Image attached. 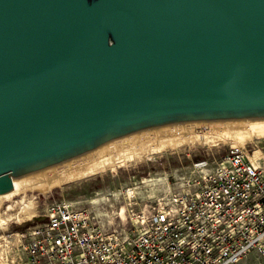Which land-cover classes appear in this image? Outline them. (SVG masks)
Wrapping results in <instances>:
<instances>
[{
  "label": "water",
  "instance_id": "95a60500",
  "mask_svg": "<svg viewBox=\"0 0 264 264\" xmlns=\"http://www.w3.org/2000/svg\"><path fill=\"white\" fill-rule=\"evenodd\" d=\"M264 119V0H0V194L152 128Z\"/></svg>",
  "mask_w": 264,
  "mask_h": 264
},
{
  "label": "built area",
  "instance_id": "2783aa9c",
  "mask_svg": "<svg viewBox=\"0 0 264 264\" xmlns=\"http://www.w3.org/2000/svg\"><path fill=\"white\" fill-rule=\"evenodd\" d=\"M129 195L125 219L108 225L91 207L50 202L23 235L14 264H238L251 253L264 258L259 147L232 145L194 161L167 191L145 199Z\"/></svg>",
  "mask_w": 264,
  "mask_h": 264
},
{
  "label": "rangeland",
  "instance_id": "374dc122",
  "mask_svg": "<svg viewBox=\"0 0 264 264\" xmlns=\"http://www.w3.org/2000/svg\"><path fill=\"white\" fill-rule=\"evenodd\" d=\"M254 121L264 119L213 120L156 127L17 179L13 192L6 196L0 195V264L16 263L17 253L22 251L23 235L32 223L41 219L50 202L67 201L91 207L102 215L103 222L108 225L110 221L125 219L126 201L130 197L126 188H132L133 194L145 199L147 195L173 188L176 178L187 173L194 161L219 156L232 145L242 144L249 150L259 147L264 151V134H245L255 128L264 131V122ZM163 144L166 146L157 150ZM108 156V160L114 164H108L103 170L94 173L97 167L103 166L102 160ZM84 164L88 166L84 167ZM75 165L83 167L81 171L85 170L88 174L76 177ZM65 170L73 172L64 178L59 174ZM162 177L163 180L160 179ZM48 180H54V185L48 190H42L38 183H47ZM24 205L31 206L28 210L32 211V219L23 212ZM16 213L23 218L6 217ZM259 263L264 264V258L251 253L238 264Z\"/></svg>",
  "mask_w": 264,
  "mask_h": 264
},
{
  "label": "bare ground",
  "instance_id": "6f19581e",
  "mask_svg": "<svg viewBox=\"0 0 264 264\" xmlns=\"http://www.w3.org/2000/svg\"><path fill=\"white\" fill-rule=\"evenodd\" d=\"M254 122H256V123H260V122H264V121H254ZM171 127H173V126H171ZM170 127V128H171ZM176 127V126H175ZM252 129V128H251ZM256 129V128H255ZM253 130V131H250L249 130V132L248 131H246V136H252V135H261V134H264V131H257L258 130V128H257V130ZM260 129V128H259ZM170 131V130H169ZM173 131V130H172ZM224 132V131H223ZM243 132V131H242ZM242 132H241V134H242ZM230 133V132H229ZM170 134V133H169ZM178 134V133H177ZM180 134V133H179ZM211 134V133H210ZM207 135L209 136V134L207 133ZM210 136H213V135H210ZM221 136V135H220ZM240 137H241V135H240ZM256 137V136H255ZM258 137V136H257ZM213 138V137H212ZM224 138V137H223ZM214 139V138H213ZM213 143V142H212ZM166 146V144H163V145H161L160 147H158L157 148V150H161L162 148H164ZM112 151V150H111ZM261 151H262V149H261ZM109 153V152H108ZM114 153V152H113ZM262 154L264 155V151H262ZM107 155V154H106ZM105 158V157H104ZM110 157L108 156V157H106L104 160H102V165L103 166H99V168L97 167L95 170L96 171H94V173H97V172H99L100 170H103V168H105L106 167V165H113L114 163H112V161H110V160H108ZM103 159V158H102ZM101 160V159H100ZM141 160V159H140ZM99 162V161H98ZM114 162V161H113ZM117 162V161H116ZM88 164V163H87ZM90 164V163H89ZM92 164V163H91ZM79 165V164H78ZM77 165H75V167H76ZM86 165L84 164V167H85ZM88 166V165H87ZM86 166V167H87ZM72 167V166H71ZM79 167H80V165H79ZM82 168L83 167H81V168H78V167H76V169L74 170V171H77V174L75 175L76 177L77 176H80L81 174H86L87 172H85V170H84V172H82L81 170H82ZM71 169V168H70ZM80 171V172H79ZM88 171V170H87ZM90 171V170H89ZM71 172H73L72 170H65V171H63V172H61L59 175L60 176H62V177H64V178H67L68 177V175L71 173ZM88 174V173H87ZM59 176V177H60ZM57 178H58V176H57ZM158 179V178H157ZM161 180H163V177L162 178H160ZM164 179H165V177H164ZM17 179H15L14 180V187L16 188V181ZM151 180H152V178H151ZM54 181V180H53ZM53 181L51 180V181H47V183H45V182H43V183H38V185L41 187V189L42 190H48V189H50L51 188V186H53L54 185V183H53ZM147 181H150V180H146V182ZM154 181V180H153ZM153 181H151L152 183H154V182H156V180L153 182ZM159 181V180H158ZM150 182V183H151ZM145 183V182H144ZM151 183V184H152ZM15 189H13L12 191H10V192H8V193H5V194H0V195H4V196H6L7 194H9V193H11V192H13ZM126 190H127V192H129V193H132L133 192V189L132 188H129V189H127L126 188ZM127 194V193H126ZM98 195V194H97ZM99 196H101V195H99ZM104 196V195H103ZM102 196V197H103ZM101 198V197H100ZM105 198V197H104ZM22 199H24V198H22ZM98 199V198H97ZM97 199H95V200H97ZM103 199V198H102ZM99 200V199H98ZM98 200L97 201H95V202H98ZM94 201V200H93ZM22 202H23V200H22ZM30 203V202H29ZM23 205V204H22ZM31 208V206L30 205H24L23 207H22V209H25V210H23V212H25L26 213V215L27 216H29V219H32V217H33V214H32V211L30 212V210H28V209H30ZM124 209V208H123ZM123 211V210H122ZM23 215H25V214H23ZM25 215V216H26ZM22 215H19V214H12V215H6V217H8L9 219L10 218H13L14 219V217H16V218H19V217H21ZM31 216V217H30ZM123 216V215H122ZM22 218H23V216H22Z\"/></svg>",
  "mask_w": 264,
  "mask_h": 264
}]
</instances>
